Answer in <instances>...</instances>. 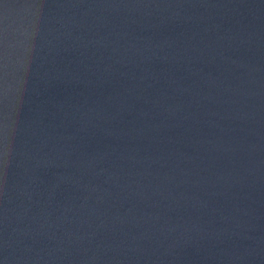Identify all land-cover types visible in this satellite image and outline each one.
<instances>
[{"label": "water", "instance_id": "obj_1", "mask_svg": "<svg viewBox=\"0 0 264 264\" xmlns=\"http://www.w3.org/2000/svg\"><path fill=\"white\" fill-rule=\"evenodd\" d=\"M0 264H264V0H0Z\"/></svg>", "mask_w": 264, "mask_h": 264}]
</instances>
